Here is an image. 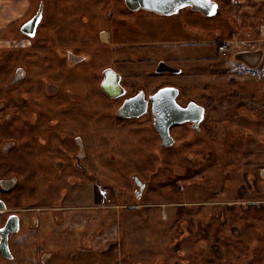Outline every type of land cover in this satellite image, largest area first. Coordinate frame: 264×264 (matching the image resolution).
I'll use <instances>...</instances> for the list:
<instances>
[{"label":"rangeland","instance_id":"rangeland-1","mask_svg":"<svg viewBox=\"0 0 264 264\" xmlns=\"http://www.w3.org/2000/svg\"><path fill=\"white\" fill-rule=\"evenodd\" d=\"M30 1L23 18L0 28V98H8V108L14 110L20 96L33 110L38 97L45 95L52 102H42L39 110L50 111L45 123L53 128L36 126L23 131L26 116H16L5 125L0 122V136L28 139L15 152L0 155V177H17L13 206L35 201L39 219L38 225H29L24 214V224L10 245L16 260L0 259V264H42L26 257L33 243L48 250L40 223L51 216L49 208L57 201L62 206L64 189L75 200L88 199L95 190L97 201L101 198L98 187L107 189L108 200L99 199L101 206L112 208L81 212L88 222L95 219L94 228L86 234L104 236L116 225L121 231L118 239L88 251L90 238L83 237L86 252L70 256L73 253L66 248L48 250L52 256L43 264H264V80L248 73L256 63L247 64L237 57V51H252L249 40L253 35L245 39L244 33L253 30L261 11L251 1L211 0L217 7L209 18L192 11L180 14L182 28L188 29L190 21L202 41L210 36L213 41L232 38L229 52L235 57L227 61L218 56L215 62L205 49L198 47L197 55L193 51L188 55L182 45L181 52L187 54L181 57L173 50H156L183 72L164 75L159 82L144 77L146 93L158 83H170L181 88L180 102L190 98L206 106L203 132L188 125L171 127L172 145L163 147L150 114L118 117L121 99H110L99 89L103 68H121L116 58H129L136 50L129 39H144L138 32L144 21L140 23L127 10L124 0ZM39 2L47 6L37 34L28 38L29 45L16 47V39L26 38L19 30L22 21ZM208 49L215 55L214 47ZM67 50L78 52L84 61L67 69L63 58ZM18 66L27 75L14 87ZM136 66L142 69L144 64ZM50 76L62 82L52 96L45 92ZM42 132L51 136V153L37 149L31 140ZM61 133L65 139L58 141ZM74 137L82 141L84 156L79 163L83 170L76 165L79 148ZM58 142L66 151L56 148ZM54 159L63 167L53 163ZM135 179L144 185L142 189ZM60 215L57 223L63 220ZM38 252L35 249L31 254Z\"/></svg>","mask_w":264,"mask_h":264},{"label":"flooded vegetation","instance_id":"flooded-vegetation-1","mask_svg":"<svg viewBox=\"0 0 264 264\" xmlns=\"http://www.w3.org/2000/svg\"><path fill=\"white\" fill-rule=\"evenodd\" d=\"M124 3H125V1H124ZM185 6L176 9L174 12L180 11L179 13L181 14L182 12L189 13V11H192L193 15L198 14L199 16H201L203 18H209L210 16H212V14L204 15L203 13L192 9L189 5H185ZM125 7L127 8V10L129 12H133L134 14H136V15H134V17L135 16L137 17L139 14L143 13V11L151 12V13H154L156 15H161V16L162 15L163 16L170 15V14L174 13V12H172L170 14H158V13H155L153 11L140 9V8L130 9L126 4H125ZM187 8H188V10H187ZM38 11H40V20H39V22L35 28L34 34L32 36H28V35L23 33V35H25V37H26L23 39L29 40L28 38H33L37 34L38 27L40 25L42 13H43V7H42L41 2H39L34 13L31 14L25 20H23L20 27H19V30L21 31V27L28 20H30L33 16H35L38 13ZM224 31H227V30H224ZM210 37H212V36H210ZM209 38H207L206 41L195 43V44H192L191 46L195 47V48L199 47V48L205 49L207 55L214 56L213 60L215 62L218 61V59H216L218 56L220 58L226 59L227 61L231 57H235L234 55H232V53L229 52L231 50L232 43L234 41L232 38H229V37L224 38L223 37L222 39H218L217 41H213L211 39L209 40ZM16 40L18 41L19 39H16ZM220 45L226 46L225 54H223L219 50L218 47ZM209 47L212 49L214 47V51L216 52L215 55H212V52L208 49ZM115 49H117V48H115ZM257 56H258V53L255 51H243V50L237 51V57H239L238 59H240V61H243L244 63H247V64L254 65L256 62ZM63 58H64V66H66L67 69L75 68V67L79 66V64L84 61V56L82 57L81 55H79L78 52H73L71 50L65 51ZM115 69H116V67H112V66H108V67L103 68V70L101 71V79L99 81V89L102 90V92L106 96H108L110 99H117V98L121 99L119 106L116 108V112H117L116 115L118 117L135 118V117L143 116L144 114H150V116L152 118V114L150 111V102L147 101L146 109H145L143 106L144 100L147 99L148 96H151L153 93H155L158 89H160L162 87L170 86V87H175L177 89V95L175 97V101L178 105H180L181 107L187 108L191 111L195 110L196 105H199L203 108V112H202L201 119L198 120L197 122L195 120H191V121H184V122L177 123V124H172L169 127V130L171 127H174V126L188 125V128L195 131V132H199V133L203 132L204 129H202L203 128L202 123L204 122V119L206 118V108H205L206 106H204L203 104L198 103V102H196L190 98L184 102H180L178 100V97L180 94L179 91L181 90V88L179 86H175V85L170 84V83L165 84L162 82V83H158V85H155L154 89L151 92L146 93V91L144 89L147 86L145 83L148 79H150V80L156 79V80H154V82H159L160 80H163L164 75H166L168 77H171L174 75L175 76L180 75L183 71L179 67L170 65L168 61H166L162 58H159L155 62L154 67L152 68L153 71L150 72V71H147L144 69L143 70L140 69L141 73H139V72L135 73V82H131L130 85H127L128 80L131 78L133 79V76H131V75L128 77H123L121 75L118 76L114 72ZM248 71H249L248 73H250L252 75H253V73H256L255 65L253 66V68H249ZM109 72L112 75H109L108 74ZM26 75H27V71L25 70V68L18 66L15 70V75H14V82H13L14 87L16 86V84L21 82L26 77ZM146 76H147V79L144 82V80H145L144 77H146ZM50 77H51L50 79H52V80H50V82H48L46 84L45 92H46V94L49 93L52 96V95H55L57 93L59 86L61 87L62 82L60 81V78L57 79V78H54L53 76H50ZM254 79H258V78H254ZM103 84L105 86L109 84V87L107 86L104 89ZM110 85H112V87ZM131 87H133V88H131ZM24 91H25V93L27 92L26 89ZM35 97L36 96H34V98ZM75 98L76 99L79 98V95H77V97H74L71 99L74 100ZM38 99H39V101L36 102L35 106L32 108L33 110H31V108L29 107L30 105L29 104L27 105L26 102L22 101V97L18 96L16 98L15 107H13L14 110H12V109L8 108V106H9L8 98L1 97L0 98V122L3 125H5V124L10 123L16 116H18V117L21 116V118H22V116H26L27 118H26L25 122H27V123L25 125H24V123L21 124V128L23 129V131H26V129H28V128H30V129L36 128V126H38V127L45 126L48 129H52L53 127L52 128L48 127V125H46V123H45L46 119L48 118V115H50V111L42 112L39 110V109H41L40 106H41L42 102H43V104H45L47 102H50L52 99H48L47 97H45V95H44V98L38 97ZM57 102L59 104V103H62L63 100L59 99ZM240 102H242V105H243V98L240 99ZM120 108H122V114L123 115L118 114V110H120ZM143 109H144V112L142 114H140L138 116H132V114H134L135 112L143 111ZM63 110H65V109H62L61 111H63ZM30 111H32V112H30ZM22 112H27V115L25 113L23 114ZM128 114H130V116H124V115H128ZM192 116H194V117L196 116L195 112L192 113ZM52 119H53V117H52ZM55 119L59 122V118H55ZM152 123H153V119H152ZM204 132H206L208 134L207 130H205ZM250 132L251 131H247V134ZM157 135H158V133H157ZM0 137L2 138V140L0 141V155H2L4 157H5V155H8L10 152H15L17 149H19L21 146L25 145L28 142L27 137L23 136V135H19L17 138H16V136L15 137H13V136L4 137L3 135H1ZM57 137H58V135H57ZM170 137H171V135H170ZM256 138H258V137H256ZM64 139H65L64 133H61L59 135L58 141H62ZM31 140L37 146V149L38 148L42 149V150L45 149L46 151L48 150L50 153L52 152V150H51L52 146H51V148H49V146L53 143L51 140L50 134L49 135L43 134V132L42 133H36L32 137ZM159 140H160V145H161L160 136H159ZM74 142H77V145L79 148V150L77 151V155H76V159H77L76 165H77V167H79L78 169L83 170L84 166L79 163V160H81L84 156L83 146H81L82 141L78 140L77 138L74 137ZM172 142H173V139L171 137V144H169L167 146L172 145ZM163 147H166V146H163ZM56 148H58L60 151H66V147L59 142H58ZM49 152H47V153H49ZM5 153H7V154H5ZM56 160L57 159H54L53 163H55L57 166L61 165V167H63V165H62L63 163L62 162L60 163ZM261 170H262L261 175L264 176V169H261ZM18 186H19V181L15 175L9 176V177H0V229H3L5 227V225L9 219H11V220L15 219L18 222L17 229L15 231H10V232H7L5 234L0 233V241L2 238H3V240H6V249H7V256H4L0 253V259L8 260V261L16 260L14 253L11 250L10 245L16 241L15 234L19 233V229L21 227L20 224L22 222L24 224V214L28 215L26 217L27 218L26 224L28 223L29 225H32V223H34L33 226H36L39 223V219L36 216L37 206H33V204H35V201L32 204H26V206H21V207H20V205L19 206H13L14 204H12L11 200L13 198V192L17 189ZM94 191H93V194H95ZM65 192H66V190L64 189V191L61 195V199H63V197H65V195H66ZM30 200H33V199H30ZM57 202H59L57 205L49 208L51 210L50 212L52 213L53 220H56V221L61 219V215L59 216V214H62V207L60 206L61 201H57ZM20 204L23 205V202H21ZM87 242H88L87 243L88 247L91 246L90 239ZM31 245L32 246L29 247V251L27 252L28 254L26 257L29 260L34 261L36 259L37 260L39 259L40 263L43 264L52 256V252L44 249V247L41 246V247L36 248L35 247L36 244L34 245V243ZM79 245L82 248L87 249L86 241L84 238H83V240L80 241ZM35 249L39 250L38 255H36V254L32 255L31 254L32 250H35ZM88 251H92V250H88ZM71 252L73 254H70V256H75V255L77 256L79 251L76 250V251H71ZM74 252H76V254H74ZM74 258L75 257H73V259Z\"/></svg>","mask_w":264,"mask_h":264},{"label":"crops","instance_id":"crops-1","mask_svg":"<svg viewBox=\"0 0 264 264\" xmlns=\"http://www.w3.org/2000/svg\"><path fill=\"white\" fill-rule=\"evenodd\" d=\"M239 4H244L246 2H252L254 4L255 10L259 9L261 13L258 16V22L252 31H246L244 33L245 39L252 36L249 40L251 43L252 51L258 53L255 71L253 76L258 79L264 80V38H261L264 35V0H235ZM45 4V2H44ZM31 5L30 0H0V28H4L10 22L14 20H19L25 16L27 11L29 10ZM46 5V4H45ZM47 6V5H46ZM43 5V13L42 18L45 17ZM180 11L174 12L170 15H156L151 12L143 11V13L139 14L136 19H140V23L144 21V25L139 28V35H144V39L140 42L139 37L130 38V47L136 49L134 50L130 57L120 56L117 59L116 63L123 64L121 68H116L115 73L119 76L128 77L133 76V81L128 80V84L131 82H135V73H141V70L136 66L144 64L142 70L150 71L155 65V62L161 58L159 53L156 50L165 52L167 50H173L175 56L181 57V54H187L181 52V45L184 50L188 52V55L193 53L197 55V51L195 47H192V44L202 42V37H198L195 28H193V24L190 23V27L188 29L182 28V23L180 19ZM77 14L76 16H79ZM184 17V16H183ZM93 23L94 18L93 15L89 18ZM40 22V25H41ZM94 24V23H93ZM39 25V26H40ZM101 31V30H100ZM107 31V30H106ZM103 33V32H102ZM109 34V38H111V33ZM133 35L134 33L131 32ZM137 35V33H135ZM98 35L101 39V32H98ZM105 37V34H102ZM103 37V38H104ZM245 41V40H242ZM15 46L24 48L25 46L30 44L29 40L19 39L15 40ZM123 57V58H122ZM133 64V65H132ZM231 65V63H230ZM242 69V67H240ZM243 70V69H242ZM246 71V70H245ZM247 72V71H246ZM150 80V79H148ZM156 80V79H154ZM98 197V196H97ZM101 198H98L96 201L95 195L92 193L90 198L75 200L72 199L69 193H67L63 199L62 204V215L63 220L60 223H57L51 216L46 219H42V224L40 223L41 229L45 234L46 240V248L50 251L54 250H62L66 248L67 252L70 251H82L86 252V248H82L79 243L83 240V237L90 238L86 233L89 229L94 228L95 219H91L89 222L85 220L81 212H86L89 210L99 209H107L112 207H102L101 206ZM116 210V209H115ZM120 211V209L118 208ZM116 210V211H118ZM129 212V211H126ZM51 213V212H50ZM125 224V223H124ZM57 231V232H56ZM120 227H115L104 234V236L93 237L90 238L91 246H89L90 250H97L102 245L106 243V241L117 240L120 234ZM68 242V243H67ZM64 243V246H63ZM75 243V246L70 247L69 244ZM62 244V245H61ZM68 245V246H67ZM87 246V245H86Z\"/></svg>","mask_w":264,"mask_h":264},{"label":"water","instance_id":"water-1","mask_svg":"<svg viewBox=\"0 0 264 264\" xmlns=\"http://www.w3.org/2000/svg\"><path fill=\"white\" fill-rule=\"evenodd\" d=\"M125 4L130 9H145L149 11H153L158 14H170L174 12L176 9L180 8V5H189L192 9L203 13L204 15H209V9L201 7L199 2H193V0H124ZM210 3L213 1L210 0ZM40 20V11L33 16L30 20H28L22 27V33L32 36L34 34L35 28ZM30 25V26H29ZM108 85H104V89ZM112 87V85H110ZM177 95V89L175 87H162L158 89L155 93L151 96H148L147 99L144 100V108L146 109L147 101L150 102V111L152 114L153 123L152 126L158 133L161 138V145L167 146L171 144V137L169 134V127L172 124L181 123L184 121H191L195 120L196 122L201 119L203 108L199 105H196L195 110L191 111L187 108L181 107L175 101V97ZM143 111H138L132 114V116H138L142 114ZM195 112V117L192 116V113ZM119 115L122 114V108L118 110ZM124 116H130L124 115ZM136 184L139 186L140 189L143 188V184L140 183L137 179H135ZM138 196V193H136ZM15 217V216H14ZM17 220L9 219L6 223L5 227L0 231V233H7L10 231H15L17 229ZM3 237V236H2ZM0 253L4 256H7V249H6V240L3 238L0 241Z\"/></svg>","mask_w":264,"mask_h":264},{"label":"snow or ice","instance_id":"snow-or-ice-1","mask_svg":"<svg viewBox=\"0 0 264 264\" xmlns=\"http://www.w3.org/2000/svg\"><path fill=\"white\" fill-rule=\"evenodd\" d=\"M193 2H199L201 4V7L209 9V14H214L217 5L210 3V0H193ZM185 5L181 4L180 7H184ZM30 26V25H29ZM109 75H112L110 72L108 73ZM2 231V229H0Z\"/></svg>","mask_w":264,"mask_h":264},{"label":"built area","instance_id":"built-area-1","mask_svg":"<svg viewBox=\"0 0 264 264\" xmlns=\"http://www.w3.org/2000/svg\"><path fill=\"white\" fill-rule=\"evenodd\" d=\"M218 48L223 54H225V51H226L225 45H220ZM97 191H98L99 195L101 196L102 200L105 198H106V200H108L107 196H106L107 189L105 187H98Z\"/></svg>","mask_w":264,"mask_h":264},{"label":"bare ground","instance_id":"bare-ground-1","mask_svg":"<svg viewBox=\"0 0 264 264\" xmlns=\"http://www.w3.org/2000/svg\"><path fill=\"white\" fill-rule=\"evenodd\" d=\"M102 37H104V35H102Z\"/></svg>","mask_w":264,"mask_h":264}]
</instances>
